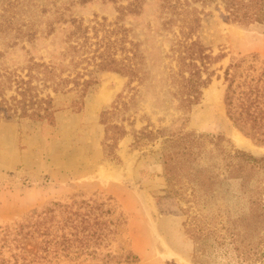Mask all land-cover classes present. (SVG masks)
<instances>
[{"label": "rangeland", "instance_id": "rangeland-1", "mask_svg": "<svg viewBox=\"0 0 264 264\" xmlns=\"http://www.w3.org/2000/svg\"><path fill=\"white\" fill-rule=\"evenodd\" d=\"M184 6L187 18L200 20L187 40L180 33L179 20L185 16L172 17L164 0H0V28H6L0 31V81L6 73L26 80L31 58L52 63L61 78L96 81L74 112L68 108L73 91L53 94L42 87L39 75L31 80L38 86L39 97L49 94L59 109L52 126L0 110V264L31 260L41 238L25 239V231L20 233L18 228L34 224L33 213L43 212L52 215V227L65 224L70 241L75 218L82 217L87 225L85 234L97 258L66 264H121L108 260L119 247L132 250L138 257L134 264H210V257L193 255L192 243L183 232L185 202L165 196L158 159L161 139L142 140L135 148L132 133L147 125L148 130L194 132L222 139L225 151L264 157L260 142L264 136V27L229 20L224 0H186ZM168 18L178 21L167 28L163 23ZM78 24L86 30L85 37H69ZM27 32L34 33L32 40L26 39ZM194 40L207 48L208 59L202 65L195 63L201 79L209 77V81L190 99V107L182 108L180 88L189 77L183 64L189 60L181 57L186 55L184 46ZM111 58L130 67L138 78L100 70L99 65ZM242 58L236 92L251 105L256 121L248 120L240 127L228 117L224 96L225 71ZM72 86L69 83L67 88ZM2 90L6 98L16 95L14 84ZM119 94L133 95L134 104L110 120L127 131L114 148L117 161L104 158L100 114ZM122 115L127 120L120 121ZM204 142L208 152L212 146L207 137ZM211 157L218 161L222 155L212 149ZM208 162L206 153L200 164ZM181 182L182 196H187L185 179ZM247 185L248 189L264 187V168ZM248 194L239 182H228L201 212L215 214L224 195L230 212L239 214L247 210ZM55 234L60 237L61 233Z\"/></svg>", "mask_w": 264, "mask_h": 264}, {"label": "trees", "instance_id": "trees-1", "mask_svg": "<svg viewBox=\"0 0 264 264\" xmlns=\"http://www.w3.org/2000/svg\"><path fill=\"white\" fill-rule=\"evenodd\" d=\"M164 1L166 9L172 17L179 19L182 15L185 16L184 20L180 18L179 21H182L180 33L187 40L200 26L199 18L196 16L187 18L189 12L184 6L186 0H182L183 2L181 0ZM224 1L227 6L228 18L232 22L264 27V0ZM176 21L178 20L168 18L163 24L169 28ZM4 30L0 28V31ZM16 30L20 32L19 28ZM48 31L51 33L53 28H49ZM85 33L86 30H81L80 24H78L70 32L69 37L73 35L85 37ZM25 36L29 41L34 38V33L27 32ZM183 49L186 55L181 57V60H189L188 63L183 64L188 69L189 77L185 78L181 84L179 107L189 108L190 99L196 98L200 94V88L209 81V77L201 79L200 66L195 61H199L202 65L208 59V55L205 54L207 48L198 40L186 44ZM242 62L243 58L227 67L225 71L227 86L224 96L228 117L240 127L248 120L256 121L254 111H251L250 108L251 105L241 96L240 92H236L239 86L235 85V81L239 77ZM120 64L111 58L104 64L98 65L99 69L103 71L119 73L130 79L138 78L137 73L130 67L126 68V65L120 66ZM34 72L36 74H33ZM38 75L40 76L38 81L41 82L42 87L49 88L53 94L74 92L68 107L74 112L79 111L83 104L82 99L86 96L89 87L96 83L91 78L82 80V82L77 79L61 78L59 74H55L52 63L34 62L31 58L27 64L26 80L14 79V75L11 73L1 76L3 79L0 81V110L12 111L19 118L46 122L52 126L54 113L59 109L54 108L53 98L49 94L39 97L38 86L33 85L31 81L38 79ZM69 83H72L73 86L67 88ZM13 84L16 95L6 98L2 89H11ZM133 100V95L127 97L119 94L110 107L102 110L100 123L104 125V158L118 161L114 148H116L117 142L127 134V131L123 124H111L110 120L114 115L124 114L129 106L134 104ZM125 120L127 118L122 115L120 121ZM148 127L149 125L138 131H133L132 146L139 147L142 140L145 139L147 142L161 139L158 159L165 178V196L178 201L182 200L186 204V207L181 209V215L185 217L181 225L184 234L192 243L193 255L210 257V264H264V203L262 200L264 187L257 185L248 189L247 185L251 176L264 168V157H256L240 150L225 151L220 145L222 141L220 138L194 132H182V130L178 132H168L165 129L154 130L153 128L148 130ZM206 137L212 146L208 152L204 150ZM260 142L264 143V136ZM212 149H216L218 155H222L221 160L211 159ZM206 153L209 159L208 164H200V159ZM213 158L217 159L218 157L214 156ZM181 179H185L186 188L189 190L187 196H182ZM231 181L239 182L242 190L247 189L249 192L246 200L247 210H243L239 214L231 213L228 208V200L224 195H221L222 202L217 206V212L212 213L211 216L202 214L204 206L214 200L223 191V186H227V183ZM108 199L111 200V198ZM236 199H239V196ZM221 205H224L222 211L220 210ZM33 214L36 217L34 224L20 225L18 228L20 233L25 231L23 234L25 239H34V236L41 238L37 252L31 260L26 262L23 259L26 264H66L77 259L97 258L96 251L90 250L87 238L89 234H85L87 225H84L82 217L77 215L78 217L73 220L77 223L72 226L74 233L70 235L74 238L70 241V238L64 233L65 224L54 228L51 224L52 215L49 216L45 212ZM41 214L43 216H40ZM57 230L61 233L60 237L55 234ZM103 237H106L105 234ZM107 256H111V254L108 252ZM108 260H114L121 264H134L138 262V257L132 250L119 247L117 254ZM165 264L175 263L166 262Z\"/></svg>", "mask_w": 264, "mask_h": 264}, {"label": "bare ground", "instance_id": "bare-ground-1", "mask_svg": "<svg viewBox=\"0 0 264 264\" xmlns=\"http://www.w3.org/2000/svg\"><path fill=\"white\" fill-rule=\"evenodd\" d=\"M235 140H236L237 142H241L240 139L237 138V137H235ZM111 176H113V175H111Z\"/></svg>", "mask_w": 264, "mask_h": 264}]
</instances>
